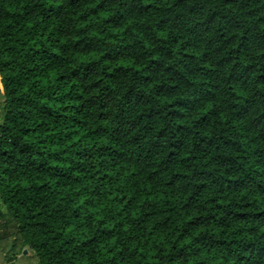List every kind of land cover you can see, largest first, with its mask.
Wrapping results in <instances>:
<instances>
[{
  "label": "trees",
  "instance_id": "16d2710c",
  "mask_svg": "<svg viewBox=\"0 0 264 264\" xmlns=\"http://www.w3.org/2000/svg\"><path fill=\"white\" fill-rule=\"evenodd\" d=\"M0 95L4 261L264 264V0H0Z\"/></svg>",
  "mask_w": 264,
  "mask_h": 264
},
{
  "label": "rangeland",
  "instance_id": "374dc122",
  "mask_svg": "<svg viewBox=\"0 0 264 264\" xmlns=\"http://www.w3.org/2000/svg\"><path fill=\"white\" fill-rule=\"evenodd\" d=\"M1 95H0V118H1ZM1 209L3 210V207H1ZM9 241H10V237L5 239L4 241L1 242L0 245V264H5L3 257L6 254L7 249H9ZM5 245V249L3 248V246ZM24 249H28V248H22L18 254L20 253V258H18L13 264H35L36 263V258L33 255V252L31 250H29V254L28 255H22L23 250Z\"/></svg>",
  "mask_w": 264,
  "mask_h": 264
},
{
  "label": "crops",
  "instance_id": "0c3cea01",
  "mask_svg": "<svg viewBox=\"0 0 264 264\" xmlns=\"http://www.w3.org/2000/svg\"><path fill=\"white\" fill-rule=\"evenodd\" d=\"M29 250L28 249H25V253H22V255H28L29 253ZM18 258H20V253L18 254H16L14 257H13V259H10V260H8V259H6L5 261H4V263L5 264H13Z\"/></svg>",
  "mask_w": 264,
  "mask_h": 264
},
{
  "label": "water",
  "instance_id": "95a60500",
  "mask_svg": "<svg viewBox=\"0 0 264 264\" xmlns=\"http://www.w3.org/2000/svg\"><path fill=\"white\" fill-rule=\"evenodd\" d=\"M23 253H25V249L23 250Z\"/></svg>",
  "mask_w": 264,
  "mask_h": 264
}]
</instances>
